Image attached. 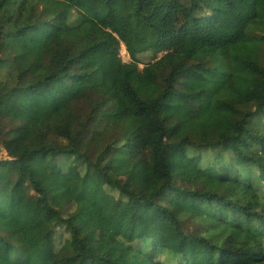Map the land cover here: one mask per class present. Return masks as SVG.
Instances as JSON below:
<instances>
[{
    "label": "trees",
    "instance_id": "trees-1",
    "mask_svg": "<svg viewBox=\"0 0 264 264\" xmlns=\"http://www.w3.org/2000/svg\"><path fill=\"white\" fill-rule=\"evenodd\" d=\"M96 1L0 0V264H264V0ZM201 71L207 114L168 126Z\"/></svg>",
    "mask_w": 264,
    "mask_h": 264
},
{
    "label": "rangeland",
    "instance_id": "rangeland-1",
    "mask_svg": "<svg viewBox=\"0 0 264 264\" xmlns=\"http://www.w3.org/2000/svg\"><path fill=\"white\" fill-rule=\"evenodd\" d=\"M68 4H73L76 7L81 6L83 11L92 13L95 17L104 18L108 13V6L106 4H99L96 0H67ZM264 6V2L262 3ZM120 56L125 62L130 61V55L122 45ZM55 69V70H54ZM56 68H50L43 70V75H48L55 72ZM218 78L209 75L206 71L194 72L180 79L177 84L178 89L186 92H193V96L189 99H182L178 97L171 98L165 107L167 111L165 122L168 126H174L177 124L179 115H187L191 118L205 116L208 112V102L210 94L206 92V85L209 83H216ZM254 89L250 90V93H255ZM249 93V94H250ZM195 94V96H194ZM4 109V108H2ZM26 118L34 119L32 112L26 113ZM39 126L35 124L33 135L31 137V144L33 147L38 145ZM5 152H0V158L4 157ZM5 158V157H4ZM178 182L181 184L187 183L189 177L183 167L174 168ZM133 183L140 188H144L136 179ZM15 220L18 224H23L31 228V248L33 255L37 261H40L44 256V248L46 246L45 234L54 228V219L46 216L39 204L31 199L24 198L22 203V210L15 214ZM118 253V251H116ZM43 254V255H42ZM42 255V257H40ZM40 257V258H39Z\"/></svg>",
    "mask_w": 264,
    "mask_h": 264
},
{
    "label": "built area",
    "instance_id": "built-area-1",
    "mask_svg": "<svg viewBox=\"0 0 264 264\" xmlns=\"http://www.w3.org/2000/svg\"><path fill=\"white\" fill-rule=\"evenodd\" d=\"M4 159V157H2Z\"/></svg>",
    "mask_w": 264,
    "mask_h": 264
}]
</instances>
